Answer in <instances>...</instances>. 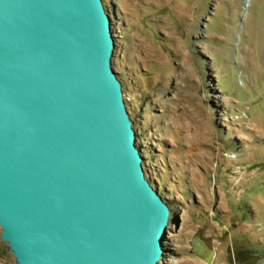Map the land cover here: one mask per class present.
I'll return each instance as SVG.
<instances>
[{
  "label": "water",
  "instance_id": "obj_1",
  "mask_svg": "<svg viewBox=\"0 0 264 264\" xmlns=\"http://www.w3.org/2000/svg\"><path fill=\"white\" fill-rule=\"evenodd\" d=\"M104 0H0V226L17 264H158L172 208L144 166ZM192 252L212 264L196 235Z\"/></svg>",
  "mask_w": 264,
  "mask_h": 264
},
{
  "label": "rangeland",
  "instance_id": "obj_2",
  "mask_svg": "<svg viewBox=\"0 0 264 264\" xmlns=\"http://www.w3.org/2000/svg\"><path fill=\"white\" fill-rule=\"evenodd\" d=\"M149 177L172 208L158 264H264V0H104ZM0 264H17L1 238Z\"/></svg>",
  "mask_w": 264,
  "mask_h": 264
},
{
  "label": "bare ground",
  "instance_id": "obj_3",
  "mask_svg": "<svg viewBox=\"0 0 264 264\" xmlns=\"http://www.w3.org/2000/svg\"><path fill=\"white\" fill-rule=\"evenodd\" d=\"M203 237V236H202ZM206 242L209 243L210 239L209 238H205Z\"/></svg>",
  "mask_w": 264,
  "mask_h": 264
}]
</instances>
